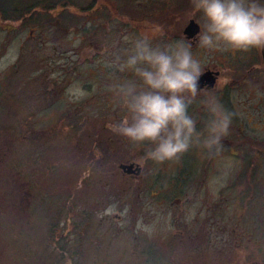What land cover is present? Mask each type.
Listing matches in <instances>:
<instances>
[{"label": "rangeland", "instance_id": "obj_1", "mask_svg": "<svg viewBox=\"0 0 264 264\" xmlns=\"http://www.w3.org/2000/svg\"><path fill=\"white\" fill-rule=\"evenodd\" d=\"M74 1L81 9L0 21V264H264V249L244 245L264 242V78L246 84L245 105L234 96L233 119L247 125L243 134L230 128L222 156L207 160L201 147L188 158L145 159V146L112 130L126 111L105 93L139 83L114 54L140 36L154 45L184 39L203 17L191 0ZM228 51L245 70L256 60L255 49L220 48L214 60L216 49H193L202 64ZM140 158L137 178L118 169ZM68 214L74 227L64 237ZM230 232L244 246L235 249Z\"/></svg>", "mask_w": 264, "mask_h": 264}, {"label": "clouds", "instance_id": "obj_2", "mask_svg": "<svg viewBox=\"0 0 264 264\" xmlns=\"http://www.w3.org/2000/svg\"><path fill=\"white\" fill-rule=\"evenodd\" d=\"M194 13L203 17L197 47L249 51L264 49V0H191ZM190 18V19H191ZM192 42L178 39L154 45L147 36L136 37L123 54H114L119 71L138 78L120 86L126 111L112 126L113 132L131 143L145 146L144 157L155 162L178 158L201 142L190 105L202 91L199 80L205 66L193 52ZM212 119L203 144L220 150L229 132L232 114L210 96L205 101Z\"/></svg>", "mask_w": 264, "mask_h": 264}, {"label": "flooded vegetation", "instance_id": "obj_3", "mask_svg": "<svg viewBox=\"0 0 264 264\" xmlns=\"http://www.w3.org/2000/svg\"><path fill=\"white\" fill-rule=\"evenodd\" d=\"M96 0L94 1V3ZM164 13V11H162ZM188 26L185 28L186 30H182V34H185V39L189 40L192 42L193 48L196 49L195 47L197 46L198 43V38H197V33L201 31V28H199V31L196 34H192L190 31H188ZM200 27V26H199ZM190 32V33H189ZM166 32L163 33V35L166 36ZM256 50V60L254 64L248 67V70H245V66L241 63H232L229 60V55L230 52L228 51L227 54H224L228 58L223 57L222 59H218L220 61L219 64H215L211 62L210 59L214 60L213 57H218L216 54H219L220 49H216V52L212 55H209L208 60H206L208 63H203L205 66V70L203 74L200 77L199 80V86L201 89H208L211 90L209 93L208 91H202L198 94L197 98L194 99L193 103L190 105L189 112L192 115V117L197 121V128L201 132V142L199 143H194L192 147L185 153L182 154L183 157L188 158V155L194 154V156L200 152L201 147L203 148L202 156H204L207 160L213 158L214 155L216 156H222L225 150L228 148L229 144V132L226 136L223 137L222 144L220 146V150L216 151L215 147L211 150L206 148L203 144V139L207 135V125L209 121L212 119V114L208 110V104L205 103L206 100L209 99L210 96L215 98V101L220 104L225 110L230 112L232 114V123L230 126L231 129L234 130V128L237 125V130L239 131L240 134H243L245 129L241 125H247L243 121L239 119H233L235 117L233 115L236 114L234 112V101L233 98L235 95H238L240 98L239 102L242 105H245V100L243 103V99H245V87L246 84L252 82L253 84L257 85L260 83L261 78H264V74L262 71H264V65L261 57V49H255ZM211 56V57H210ZM216 61V60H215ZM237 61V60H236ZM235 61V62H236ZM261 77V78H260ZM253 79V80H252ZM247 80V82H246ZM110 89L111 86L109 87ZM107 88V89H109ZM113 91V90H111ZM105 98L108 99V95L114 97V100L121 99L120 92L118 91H113L105 93ZM242 96L244 98H242ZM261 97L259 102L257 101V106L262 105L264 103V90L261 91ZM122 100V99H121ZM118 102V100H117ZM238 102V103H239ZM117 113V112H116ZM237 121V123H235ZM230 131V129H229ZM255 141V140H254ZM205 150V151H204ZM98 151V149L96 150ZM146 161L142 158L138 159V161H133L128 164H119L118 169L122 172V174L126 175L127 177H133L137 178L140 176L141 170L143 167V163ZM142 163V165H141ZM132 164L133 167L128 170V169H121L120 166L124 165H130ZM137 167L140 169L137 171Z\"/></svg>", "mask_w": 264, "mask_h": 264}, {"label": "trees", "instance_id": "obj_4", "mask_svg": "<svg viewBox=\"0 0 264 264\" xmlns=\"http://www.w3.org/2000/svg\"><path fill=\"white\" fill-rule=\"evenodd\" d=\"M90 1V5L93 6V3L95 0H86V2ZM43 6V7H42ZM52 7V8H50ZM68 8L70 9H81V6L79 3L75 2L74 0H60V1H56V2H42L40 0H0V21L3 22H8V23H17V22H23V23H30V22H36V17L37 15L34 13L38 8H40V10L45 11V10H51V9H58V13L61 11H63L64 14V10H66ZM88 7V6H87ZM86 9L82 8V11H84ZM62 14V16H63ZM60 15V14H59ZM53 18H55L54 16H51ZM44 18V16L42 17ZM48 20L44 21L45 25L47 24L48 21H50V16L46 17ZM65 18L61 17L60 20L63 22ZM50 23H52V20L50 21ZM258 170V167L255 168L254 171ZM250 190V189H249ZM251 194H248V197H250ZM222 202V201H221ZM69 213H72L71 210H69ZM72 219H69V214L65 220V225H66V230H65V234L64 232H62V234L65 235L68 233V230H70L71 227H74V225H72L71 223ZM225 224V223H224ZM242 221L241 220H237L234 225L237 227V232H241L243 231V228L241 227ZM56 225L53 224V229ZM226 226V225H224ZM234 226V227H235ZM233 227V228H234ZM235 232H230V238L229 239L231 241V244L236 248H240L239 245H243V238L241 236H234ZM55 248L56 250L62 255L65 256V260H69L71 257L69 255H67L66 250L64 251V249L62 247H60L58 245V241L55 240ZM246 246H251V247H257L259 254H261V251L264 249V242H256V241H251V239L244 244ZM243 245V246H244ZM242 246V247H243ZM153 255H155V252L153 251L150 255H149V259L152 260V258L154 257ZM264 262V261H263Z\"/></svg>", "mask_w": 264, "mask_h": 264}, {"label": "water", "instance_id": "obj_5", "mask_svg": "<svg viewBox=\"0 0 264 264\" xmlns=\"http://www.w3.org/2000/svg\"><path fill=\"white\" fill-rule=\"evenodd\" d=\"M0 16H1V14H0ZM188 31H190L192 34H195L199 31V26L197 24H195L194 22H191L190 27L188 28ZM261 57H262L263 65H264V49H261ZM120 167H121V169L123 168L124 170L125 169L130 170L133 167V165L132 164L127 165V166L122 165ZM139 170L140 169L137 167V171H139Z\"/></svg>", "mask_w": 264, "mask_h": 264}]
</instances>
